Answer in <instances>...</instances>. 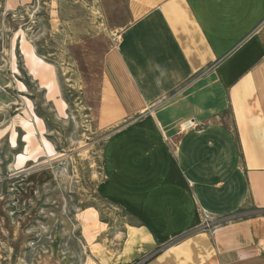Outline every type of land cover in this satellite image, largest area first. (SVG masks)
Instances as JSON below:
<instances>
[{"label":"crops","instance_id":"obj_1","mask_svg":"<svg viewBox=\"0 0 264 264\" xmlns=\"http://www.w3.org/2000/svg\"><path fill=\"white\" fill-rule=\"evenodd\" d=\"M152 1L103 69L104 188L124 216L84 219L88 257L264 264V0Z\"/></svg>","mask_w":264,"mask_h":264},{"label":"rangeland","instance_id":"obj_2","mask_svg":"<svg viewBox=\"0 0 264 264\" xmlns=\"http://www.w3.org/2000/svg\"><path fill=\"white\" fill-rule=\"evenodd\" d=\"M152 3L0 0V264H92L84 219L124 216L96 110L109 52Z\"/></svg>","mask_w":264,"mask_h":264},{"label":"built area","instance_id":"obj_3","mask_svg":"<svg viewBox=\"0 0 264 264\" xmlns=\"http://www.w3.org/2000/svg\"><path fill=\"white\" fill-rule=\"evenodd\" d=\"M192 125H194V122H189V123H186L185 124V127L188 128V127H191ZM147 260V258H142V259H138L132 263H128V264H144L145 261Z\"/></svg>","mask_w":264,"mask_h":264},{"label":"bare ground","instance_id":"obj_4","mask_svg":"<svg viewBox=\"0 0 264 264\" xmlns=\"http://www.w3.org/2000/svg\"><path fill=\"white\" fill-rule=\"evenodd\" d=\"M184 127H185V125H184ZM186 128V127H185ZM60 156H62V154H59L58 156H56V157H60ZM64 156V155H63Z\"/></svg>","mask_w":264,"mask_h":264}]
</instances>
